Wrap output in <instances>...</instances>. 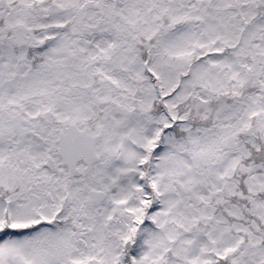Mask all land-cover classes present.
<instances>
[{
  "label": "snow or ice",
  "instance_id": "snow-or-ice-1",
  "mask_svg": "<svg viewBox=\"0 0 264 264\" xmlns=\"http://www.w3.org/2000/svg\"><path fill=\"white\" fill-rule=\"evenodd\" d=\"M0 264H264V0H0Z\"/></svg>",
  "mask_w": 264,
  "mask_h": 264
}]
</instances>
